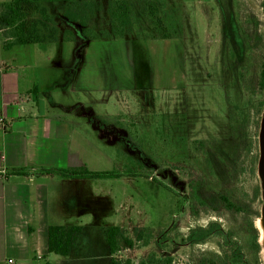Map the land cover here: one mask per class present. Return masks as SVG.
<instances>
[{
	"label": "rangeland",
	"instance_id": "rangeland-1",
	"mask_svg": "<svg viewBox=\"0 0 264 264\" xmlns=\"http://www.w3.org/2000/svg\"><path fill=\"white\" fill-rule=\"evenodd\" d=\"M67 1H43L60 39L19 45L16 55L30 63L48 114L86 131L110 156L100 167L123 174L95 182L98 195L111 196V212L100 225L121 226L132 238L140 228L155 231L148 246L123 248L115 257L138 264L155 254L171 258V264H212L216 256L231 253L235 242L247 264H264L259 173L264 88L257 83L264 64V0H165L177 37L133 33L83 45L62 39L69 28L61 18ZM100 1L107 6V0ZM245 68L255 104L247 126L241 114ZM196 140L210 142L201 156ZM199 174L205 203L194 215L184 196ZM221 193L241 210L225 209ZM211 224L204 241H185L191 230ZM94 235L86 256L107 264L104 234Z\"/></svg>",
	"mask_w": 264,
	"mask_h": 264
},
{
	"label": "crops",
	"instance_id": "crops-1",
	"mask_svg": "<svg viewBox=\"0 0 264 264\" xmlns=\"http://www.w3.org/2000/svg\"><path fill=\"white\" fill-rule=\"evenodd\" d=\"M4 41L0 34V264H97L84 249L95 242L97 230L104 234L100 224L111 212V196L98 195L95 182L107 179L66 178L35 169L13 174L9 169L84 166L102 172L109 170L100 166L110 156L79 126L48 114L30 63L16 55L19 45L6 49ZM51 225L84 227L72 255L49 253ZM103 242L102 259L110 261L105 236Z\"/></svg>",
	"mask_w": 264,
	"mask_h": 264
},
{
	"label": "trees",
	"instance_id": "trees-1",
	"mask_svg": "<svg viewBox=\"0 0 264 264\" xmlns=\"http://www.w3.org/2000/svg\"><path fill=\"white\" fill-rule=\"evenodd\" d=\"M44 0H10L0 3V34L5 38L4 47L9 49L15 45H28L34 43L53 42L60 39L59 28L51 12L44 7ZM107 6L100 0H68L61 18L69 28L64 32V41H78L81 45L98 38H125L134 33L136 38H172L179 32L172 33L173 18L165 6V0H107ZM240 83L245 87V102L241 108L244 115L243 125L250 121L251 108L255 105L252 101L251 87L248 80V70L243 69ZM260 88H264V64L257 82ZM263 103L257 104L259 112ZM246 109V110H245ZM240 114V115H241ZM197 154L200 156L207 149L208 140H196L193 142ZM207 163L212 167L209 156ZM259 161L258 156L253 158ZM35 169L45 175H59L66 178H118L123 174L116 171H91L82 167H43L28 166L26 168H10V173L26 174L25 170ZM211 169V168H210ZM209 169V170H210ZM191 182L190 193L184 196L185 203H190L192 214L198 215L204 209L200 192L203 175ZM155 179V178H153ZM201 181V182H200ZM167 188H172L165 185ZM180 195L178 192H176ZM219 199L223 207L230 211H240L241 207L230 196L221 193ZM197 228L191 230L186 242L199 243L208 238L213 229ZM84 227L81 225H51L48 230V250L61 256H70L75 252L83 235ZM165 230L162 235L166 234ZM103 233L111 256L108 264H132L130 260L122 263L115 257L123 248H134L137 244L148 246L154 238L155 231L140 228L135 232V238L127 235V231L121 226H103ZM256 251H260V244L255 240ZM238 243H233L231 253L225 252L222 256H216L212 264H247L243 259ZM46 264H51L47 262ZM138 264H171V258L156 257L155 254Z\"/></svg>",
	"mask_w": 264,
	"mask_h": 264
},
{
	"label": "water",
	"instance_id": "water-1",
	"mask_svg": "<svg viewBox=\"0 0 264 264\" xmlns=\"http://www.w3.org/2000/svg\"><path fill=\"white\" fill-rule=\"evenodd\" d=\"M260 143H261V158H260V162H259V173H260V176L263 180V189H264V117L262 120Z\"/></svg>",
	"mask_w": 264,
	"mask_h": 264
},
{
	"label": "bare ground",
	"instance_id": "bare-ground-1",
	"mask_svg": "<svg viewBox=\"0 0 264 264\" xmlns=\"http://www.w3.org/2000/svg\"><path fill=\"white\" fill-rule=\"evenodd\" d=\"M262 229H263V235H264V223L261 224Z\"/></svg>",
	"mask_w": 264,
	"mask_h": 264
},
{
	"label": "built area",
	"instance_id": "built-area-1",
	"mask_svg": "<svg viewBox=\"0 0 264 264\" xmlns=\"http://www.w3.org/2000/svg\"><path fill=\"white\" fill-rule=\"evenodd\" d=\"M13 260H9V262H12Z\"/></svg>",
	"mask_w": 264,
	"mask_h": 264
},
{
	"label": "flooded vegetation",
	"instance_id": "flooded-vegetation-1",
	"mask_svg": "<svg viewBox=\"0 0 264 264\" xmlns=\"http://www.w3.org/2000/svg\"><path fill=\"white\" fill-rule=\"evenodd\" d=\"M263 120V119H262Z\"/></svg>",
	"mask_w": 264,
	"mask_h": 264
}]
</instances>
